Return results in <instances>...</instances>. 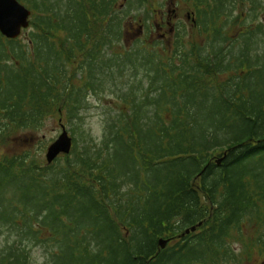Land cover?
<instances>
[{"label":"trees","instance_id":"trees-1","mask_svg":"<svg viewBox=\"0 0 264 264\" xmlns=\"http://www.w3.org/2000/svg\"><path fill=\"white\" fill-rule=\"evenodd\" d=\"M19 1L29 26L0 34V264L35 247L42 264L264 262V4L175 0L196 33L177 21L165 40L158 0ZM89 95L103 133L78 142ZM48 118L73 126L69 153L4 150Z\"/></svg>","mask_w":264,"mask_h":264},{"label":"rangeland","instance_id":"rangeland-1","mask_svg":"<svg viewBox=\"0 0 264 264\" xmlns=\"http://www.w3.org/2000/svg\"><path fill=\"white\" fill-rule=\"evenodd\" d=\"M158 1H159V6L161 8L159 9L157 5L155 6V4H154V8H158L159 11L165 14L166 24L163 28L157 26L152 36H156V37L161 36L165 40H168V38L171 37L172 32L174 33L173 29L177 21L185 23L187 30H190L191 32L192 31L195 32L194 30L195 27L194 28L191 27L192 26V23L190 21L191 20L190 18L191 10L188 9V6L180 7L178 11H176L178 7H175L176 6V4L174 3L175 0H158ZM260 1L261 3L264 4V0H260ZM243 11H244L243 12L244 14L251 13L249 2L246 1L245 10ZM143 13L144 12L137 13V12L132 11L129 14L128 27H127L128 32L124 31V36H123L124 45L126 47L131 46L133 44V40L139 36L141 37L142 33L144 32L143 30L144 27L141 24ZM255 13L258 14L259 16L257 21L264 20L263 15H262V9H260L259 11L256 10ZM251 14L249 15L250 17H248L245 20L247 23H249L251 20ZM129 22H131L132 25L129 24ZM150 22H151V19H150ZM199 39H201L200 36H199ZM260 48L262 49V43H260ZM103 94L106 97H108V94L106 92H103ZM87 102L89 106L86 109L82 110L83 118L80 120V123L77 119L72 120L73 125L75 123L78 124V126H75L77 128H74L73 130L75 133V137H77L78 139V142L83 139V136H84L82 134L83 132L84 134L91 133L94 136V138H96V140H100L102 137V133H103L102 131L103 130L102 128L103 127V114L100 112L103 110L102 104H105L104 101L103 100L99 101L98 98L96 99L95 96L89 95ZM63 124L66 130L68 131V133L71 134L72 133L71 129L73 126L69 122H66V120H63ZM60 132H61V127L58 123V120H56L55 118H48V120L45 121L44 126L41 127V129L38 130L37 133L32 134L29 132H25V133L19 134V136L15 138L14 141L10 140L8 143L3 145V147H4V150H7V151L13 150L15 152L22 151L23 149H26L27 147H30L31 149H34V148L39 149L41 147L39 151H40L42 158L45 160L46 147L54 139L58 137ZM78 136L80 138H78ZM41 142L43 143L42 145H44V148L40 146ZM166 238L167 237H165V239ZM0 240H1V237H0ZM168 242L169 240L166 241L165 245L168 246ZM234 246L236 247V245ZM31 254H32V261L36 264H42L46 260V255L40 247H35L32 250ZM255 262L256 263L254 264H264V262H262V259H260L259 261L256 260ZM243 264H248V263L245 262Z\"/></svg>","mask_w":264,"mask_h":264},{"label":"water","instance_id":"water-1","mask_svg":"<svg viewBox=\"0 0 264 264\" xmlns=\"http://www.w3.org/2000/svg\"><path fill=\"white\" fill-rule=\"evenodd\" d=\"M31 10L19 0H0V34L6 38H17L23 29L29 25ZM61 132L58 137L51 142L45 151L47 162H51L61 153H69L72 146V138L61 123ZM192 225L185 229V233L195 230ZM167 240L160 239V247L164 246Z\"/></svg>","mask_w":264,"mask_h":264},{"label":"flooded vegetation","instance_id":"flooded-vegetation-1","mask_svg":"<svg viewBox=\"0 0 264 264\" xmlns=\"http://www.w3.org/2000/svg\"><path fill=\"white\" fill-rule=\"evenodd\" d=\"M190 18H191V16H190ZM191 20H192V18H191ZM177 235H179V234H177ZM177 235L174 238L169 240L168 245L173 244V243L177 242L180 239V237L177 236Z\"/></svg>","mask_w":264,"mask_h":264}]
</instances>
